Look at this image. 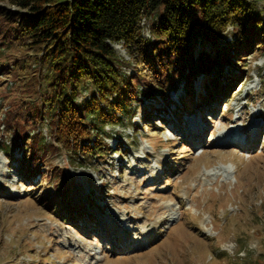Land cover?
Returning a JSON list of instances; mask_svg holds the SVG:
<instances>
[{
	"label": "rangeland",
	"instance_id": "rangeland-1",
	"mask_svg": "<svg viewBox=\"0 0 264 264\" xmlns=\"http://www.w3.org/2000/svg\"><path fill=\"white\" fill-rule=\"evenodd\" d=\"M255 1L263 10L264 0ZM15 2L0 0V32L9 34L0 41L18 35L0 52V264H264V38L240 57L241 39L228 28L218 45L226 62L191 76L182 68L185 85L163 97L152 84L159 66L153 71L137 51L130 58L111 44L140 94L130 122L104 128L103 161L77 167L57 145L52 121L28 136L42 137L46 154L33 149L30 157L34 140L13 135L49 66ZM151 21L140 26L152 41ZM213 49L198 39L194 58ZM214 78L226 98L205 90ZM89 96L82 91L78 103ZM70 208L80 219H70Z\"/></svg>",
	"mask_w": 264,
	"mask_h": 264
},
{
	"label": "trees",
	"instance_id": "trees-1",
	"mask_svg": "<svg viewBox=\"0 0 264 264\" xmlns=\"http://www.w3.org/2000/svg\"><path fill=\"white\" fill-rule=\"evenodd\" d=\"M15 3L27 13L22 24L26 37L32 47L47 49L44 59L49 66L45 82L38 85L36 92L40 96L36 100L38 105L24 110V116L17 113L14 126L19 130L15 127L13 135L28 143L34 140L33 148L28 150L30 157L33 149L46 154L48 146L44 139L28 136L45 120L52 121L51 133L57 145L68 151L69 164L77 167L94 159L103 161L107 155L104 137L109 136L104 134V128L130 122L131 102L140 94L137 90L140 86L133 88L130 78L121 71L111 44L123 45L130 58L140 55L139 62L153 71L154 66H159L163 75L152 84L163 97L176 86L185 85L179 78L182 68L191 76L197 71L209 72V65H217L216 62H226V48L218 45L228 28L241 39L234 48L240 57L245 49L259 48L264 38V9L255 0H16ZM142 19L152 20V41L141 36ZM5 33L0 32L1 37ZM10 35L8 41L5 38L0 41L4 45L0 52L18 40L16 30ZM198 39L210 43L214 49L209 53L199 51L195 59L193 47ZM18 65L14 62L11 69ZM219 80L211 79L205 90L220 99L226 98L227 90L220 91ZM85 90L89 99L78 103V94ZM145 94L148 96L149 92L142 95ZM77 154L82 162L76 158ZM66 196L64 193L61 198L65 209ZM79 215L70 208L71 220L80 219Z\"/></svg>",
	"mask_w": 264,
	"mask_h": 264
},
{
	"label": "bare ground",
	"instance_id": "bare-ground-1",
	"mask_svg": "<svg viewBox=\"0 0 264 264\" xmlns=\"http://www.w3.org/2000/svg\"><path fill=\"white\" fill-rule=\"evenodd\" d=\"M193 119H194V118H193ZM189 126H190V125H189ZM193 127H194V126H193ZM195 128H196V127H195ZM193 130H195V129H193ZM198 131H199V130H198ZM230 144H235V145H236V144H238V142H237L236 140H234V141H231Z\"/></svg>",
	"mask_w": 264,
	"mask_h": 264
}]
</instances>
